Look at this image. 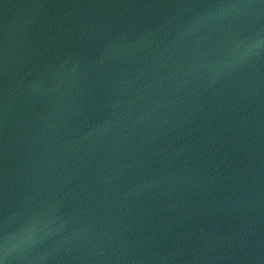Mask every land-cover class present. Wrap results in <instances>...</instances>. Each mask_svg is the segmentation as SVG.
I'll use <instances>...</instances> for the list:
<instances>
[{
    "label": "water",
    "instance_id": "95a60500",
    "mask_svg": "<svg viewBox=\"0 0 264 264\" xmlns=\"http://www.w3.org/2000/svg\"><path fill=\"white\" fill-rule=\"evenodd\" d=\"M262 38L264 0H0L7 264H264Z\"/></svg>",
    "mask_w": 264,
    "mask_h": 264
},
{
    "label": "clouds",
    "instance_id": "9594fccd",
    "mask_svg": "<svg viewBox=\"0 0 264 264\" xmlns=\"http://www.w3.org/2000/svg\"><path fill=\"white\" fill-rule=\"evenodd\" d=\"M259 43V40L251 43H245L243 41L238 42L234 45L230 55L235 60L243 59L251 53L253 48L258 47ZM34 233L35 229L25 228L18 233L6 235L3 238V242L0 243V264H7V258L13 251L22 249L32 243L34 240Z\"/></svg>",
    "mask_w": 264,
    "mask_h": 264
}]
</instances>
